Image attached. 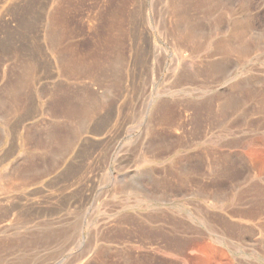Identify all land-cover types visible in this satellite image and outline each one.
Wrapping results in <instances>:
<instances>
[{
	"label": "rangeland",
	"instance_id": "1",
	"mask_svg": "<svg viewBox=\"0 0 264 264\" xmlns=\"http://www.w3.org/2000/svg\"><path fill=\"white\" fill-rule=\"evenodd\" d=\"M0 264H264V0H0Z\"/></svg>",
	"mask_w": 264,
	"mask_h": 264
}]
</instances>
